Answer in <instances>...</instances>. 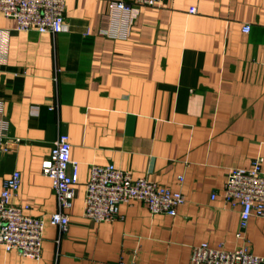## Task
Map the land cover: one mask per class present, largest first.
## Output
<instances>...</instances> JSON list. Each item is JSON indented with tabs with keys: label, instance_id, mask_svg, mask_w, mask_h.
Instances as JSON below:
<instances>
[{
	"label": "crops",
	"instance_id": "obj_1",
	"mask_svg": "<svg viewBox=\"0 0 264 264\" xmlns=\"http://www.w3.org/2000/svg\"><path fill=\"white\" fill-rule=\"evenodd\" d=\"M108 1L65 0L58 33L19 31L0 12V100L19 139L0 153V191L19 171L12 203L44 219L41 258L0 246V264H190L193 245L243 244L240 209L223 189L232 168L257 157L264 172V0L139 7L126 39L99 33ZM60 132L79 162L64 233L49 221L58 206L41 171ZM91 164L180 190L184 202L171 216L137 200L95 222L83 215ZM244 237L264 256L263 217L249 218Z\"/></svg>",
	"mask_w": 264,
	"mask_h": 264
},
{
	"label": "built area",
	"instance_id": "obj_2",
	"mask_svg": "<svg viewBox=\"0 0 264 264\" xmlns=\"http://www.w3.org/2000/svg\"><path fill=\"white\" fill-rule=\"evenodd\" d=\"M164 0H109L100 20L99 33L113 39H126L139 7H154ZM65 0H0V12L15 20L19 31L35 30L39 33H58L67 29L64 19ZM194 8H190L193 12ZM244 32L250 25L242 27ZM7 33L0 30V39ZM1 63V62H0ZM1 65V64H0ZM56 105H50L54 110ZM9 121L0 100V153L19 139L11 137ZM71 144L67 133H58L50 154L41 163L57 200V210L49 221L64 233L69 225V211L75 197L79 162L70 156ZM262 157L252 161L250 167H235L229 171L223 189V198L231 208L239 207L240 223L236 237L243 239L241 246L227 250L220 243L210 246L202 242L191 247L190 264H264V256L253 253L244 237L251 216L264 218V172ZM182 178H179V182ZM21 184L19 171H13L2 184L0 191V246L6 251L16 250L23 257L39 260L42 252L43 217L26 212L28 206H16L12 198ZM142 201L152 214L176 215L184 202L180 190L151 181L146 177H132L129 171L113 164L89 165L84 194V217L95 222L113 221L120 216V205ZM59 239H57V242ZM116 264L127 263L122 259Z\"/></svg>",
	"mask_w": 264,
	"mask_h": 264
}]
</instances>
